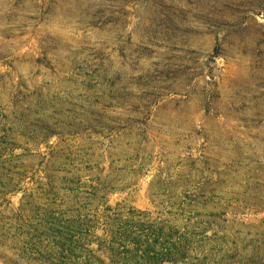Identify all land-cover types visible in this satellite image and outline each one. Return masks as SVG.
I'll return each instance as SVG.
<instances>
[{
	"label": "rangeland",
	"instance_id": "374dc122",
	"mask_svg": "<svg viewBox=\"0 0 264 264\" xmlns=\"http://www.w3.org/2000/svg\"><path fill=\"white\" fill-rule=\"evenodd\" d=\"M158 260L264 264V0H0V264Z\"/></svg>",
	"mask_w": 264,
	"mask_h": 264
},
{
	"label": "trees",
	"instance_id": "16d2710c",
	"mask_svg": "<svg viewBox=\"0 0 264 264\" xmlns=\"http://www.w3.org/2000/svg\"><path fill=\"white\" fill-rule=\"evenodd\" d=\"M160 260H161V259H160ZM160 260H158V261H156V262H155V261H151V264H157V263L159 264V261H160ZM148 262L150 263V260H148Z\"/></svg>",
	"mask_w": 264,
	"mask_h": 264
}]
</instances>
